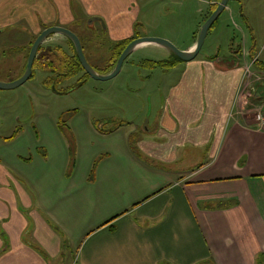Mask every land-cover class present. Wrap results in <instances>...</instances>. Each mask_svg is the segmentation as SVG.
I'll list each match as a JSON object with an SVG mask.
<instances>
[{
	"label": "crops",
	"instance_id": "0c3cea01",
	"mask_svg": "<svg viewBox=\"0 0 264 264\" xmlns=\"http://www.w3.org/2000/svg\"><path fill=\"white\" fill-rule=\"evenodd\" d=\"M136 5L0 0V40L29 48L28 60L45 29L98 17L116 43L134 35ZM197 33L184 51L194 49ZM242 40L240 61L196 57L164 70L168 81L172 71L182 73L158 126L134 147L131 140H109V168L102 161L95 177L88 178V169L60 170L23 184L0 163V264H256L264 253V123L257 120L264 72L255 66L259 74L247 77L251 44ZM259 57L257 51L255 59L264 61ZM238 130L245 135L235 136ZM109 194L117 198L110 212ZM75 246L76 259L68 254Z\"/></svg>",
	"mask_w": 264,
	"mask_h": 264
},
{
	"label": "rangeland",
	"instance_id": "374dc122",
	"mask_svg": "<svg viewBox=\"0 0 264 264\" xmlns=\"http://www.w3.org/2000/svg\"><path fill=\"white\" fill-rule=\"evenodd\" d=\"M211 5L210 0H137L135 30L141 37L164 39L184 51L193 42L194 34L200 31ZM242 6L258 41L259 58L264 60V0H244L243 3L231 0L227 11L210 29L196 61H209L215 56L240 61L242 37L249 44L252 40L250 28L241 19ZM91 19L67 29L80 38L90 64L103 70L114 42L105 24L99 21L90 24ZM44 44L45 47L60 46L71 53L68 40L62 35L53 36ZM245 46L246 72L251 79L259 72L248 56V45ZM141 48L144 49L132 54L120 73L110 80H96L89 75L85 77L84 73L58 80L57 75L35 69L32 77L19 87L0 90L2 166L14 178L25 182L23 184H30L28 178L38 181L42 174L56 175L60 170L68 175L75 169L84 172L88 169V178H92L102 161L106 163L104 170L109 168V154L104 151L109 148V140H131V146H136L134 140L158 126L159 112L166 106L167 95L182 73V69H178L171 72L175 76L171 81L168 77L164 79V70L143 66V62L146 59L172 60L175 56L156 45ZM28 52L29 48L18 49L0 40V83L9 84L24 75ZM82 80L86 82L81 85ZM250 84L248 89H251ZM234 135L243 137L245 134L238 130ZM140 159L147 165L151 163L145 155H140ZM242 162L244 159L239 161ZM211 163L217 164V158ZM129 164H125V168L130 169ZM165 166L162 165V170L167 168ZM218 175L221 174L214 173ZM124 195L129 197L128 192ZM109 198L110 212L117 198L115 194H109ZM77 248L68 252L74 259Z\"/></svg>",
	"mask_w": 264,
	"mask_h": 264
},
{
	"label": "water",
	"instance_id": "95a60500",
	"mask_svg": "<svg viewBox=\"0 0 264 264\" xmlns=\"http://www.w3.org/2000/svg\"><path fill=\"white\" fill-rule=\"evenodd\" d=\"M230 1L231 0H222L220 2V4L218 5L217 9L214 11V13L205 21V23L202 25V27L199 31V35H198L196 45L192 51H181L178 48H176L171 42L164 40V39L140 37V38L135 39L134 41H132L128 45V47L124 50V52L120 56L116 66L114 67L112 72H110L109 74H101V73L97 72L92 67V65L89 63V61L87 60V57L84 54V49H83L82 42H81L80 38L74 32H72L66 28H63V27L47 28L38 36V38L35 40L32 48H31V51H30V54L28 57L27 66H26V71H25L24 75L20 79L14 81L12 83H9V84L0 83V90H10V89H14L16 87H19L20 85H22L23 83H25L27 80H29L32 77L34 63H35V60H36V57L38 55L40 47L51 36H54V35H62L64 37H66L67 39H69L73 43L75 50H76V53H77V56H78V59L82 65L84 71L90 77H92L96 80L106 81V80H110V79H113L114 77H116L120 73L124 62L137 49H139L143 46H146V45H156V46L162 47V48L168 50L171 54H173L174 56H176L177 58H179L183 62H190V61L194 60L198 56L200 51L202 50L210 29L213 27V25L216 23V21L220 18V16L225 11V9L228 6V3ZM96 21H99L104 25V21L98 17H92V19L90 20V24H93Z\"/></svg>",
	"mask_w": 264,
	"mask_h": 264
},
{
	"label": "trees",
	"instance_id": "16d2710c",
	"mask_svg": "<svg viewBox=\"0 0 264 264\" xmlns=\"http://www.w3.org/2000/svg\"><path fill=\"white\" fill-rule=\"evenodd\" d=\"M221 1L222 0H210V2H212L213 4L210 6V11H209L207 17L205 18L204 23L214 13V11L217 9V7ZM241 17H242L244 24L246 26H248V28H250L248 18L244 14L243 7L241 9ZM217 21H216V23H217ZM250 30H251V36H252V40H251L252 43H251V47H250V51H249L250 57L252 60H254V62H253L254 65L256 67H258V69L260 71L264 72V61H261L259 59H255L256 53H257V41H256L255 35L253 33V29L250 28ZM198 34L199 33L196 34V38H198ZM140 37H141L140 34L137 33V31L135 30V33L131 38L124 39V40H121V41L114 43L112 48H111L112 54L107 60V65H106L105 69L99 70L93 65H92V67L97 72H99L101 74H109L110 72H112V70L116 66L120 56L122 55L124 50L128 47V45L132 41H134L135 39L140 38ZM67 40H68V43L70 45L71 53L67 52L66 50H64L60 46H58V47H41L39 49L38 55H37L35 63H34L33 74H34V70L38 69V70H44V71H47V72L52 73L54 75H57L58 80H66V79L72 78V77H74L80 73H84L85 77H88V74L84 71V69H83V67H82V65L78 59V56H77V53H76V50H75L73 43L69 39H67ZM181 62H183V61L175 56L174 59H172V60H161V61L145 60L143 62V66H147V67H149L151 69H155V70L159 69V68L162 70H171ZM85 82H86V80H82V82L80 84L82 85ZM235 204L237 205V202H232L231 204H229V207L235 206ZM220 206H225V204H223V205L220 204ZM114 219H116V218H114ZM208 264H210V263H208ZM256 264H264V253H261L258 255V257L256 259Z\"/></svg>",
	"mask_w": 264,
	"mask_h": 264
},
{
	"label": "built area",
	"instance_id": "2783aa9c",
	"mask_svg": "<svg viewBox=\"0 0 264 264\" xmlns=\"http://www.w3.org/2000/svg\"><path fill=\"white\" fill-rule=\"evenodd\" d=\"M254 90V89H253ZM257 120L259 121V122H263L264 123V116H263V113L261 112V110H260V112L257 114Z\"/></svg>",
	"mask_w": 264,
	"mask_h": 264
},
{
	"label": "flooded vegetation",
	"instance_id": "af4514ba",
	"mask_svg": "<svg viewBox=\"0 0 264 264\" xmlns=\"http://www.w3.org/2000/svg\"><path fill=\"white\" fill-rule=\"evenodd\" d=\"M51 37H52V36H51ZM41 47H42V46H41ZM41 47H40V48H41Z\"/></svg>",
	"mask_w": 264,
	"mask_h": 264
}]
</instances>
